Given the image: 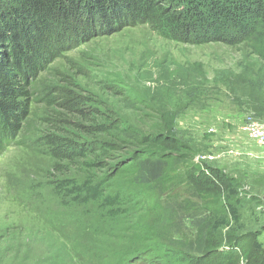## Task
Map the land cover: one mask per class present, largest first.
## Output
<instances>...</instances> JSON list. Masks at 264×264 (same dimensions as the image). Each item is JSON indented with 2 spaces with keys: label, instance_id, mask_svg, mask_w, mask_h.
<instances>
[{
  "label": "rangeland",
  "instance_id": "rangeland-1",
  "mask_svg": "<svg viewBox=\"0 0 264 264\" xmlns=\"http://www.w3.org/2000/svg\"><path fill=\"white\" fill-rule=\"evenodd\" d=\"M46 86L53 87L55 102L32 101L16 144L0 158V264H62L67 251L77 264H121L129 256L130 242L156 243L159 234L169 231L156 217L163 207L161 189L176 186L170 179L176 173L173 165L159 187L134 183L131 167L118 171L104 152L89 154L84 161H59L50 155L42 141L49 133L82 140L80 106L123 110L117 114L139 124L153 114L142 102L150 98L147 94L156 102L171 100L174 128L183 137L179 153L191 154L192 147L188 162L205 174L210 171L203 164L241 181L240 196L256 194L264 204L263 151L241 130L247 116L264 121V57L252 45L187 44L162 38L144 24L126 26L64 53L37 80L39 92ZM62 89L78 93L79 104L62 105ZM94 160L101 161V168L84 164ZM87 176L111 179L107 191L121 192L132 203L141 201L138 212L127 209L113 217L95 202L62 207L56 182H80ZM220 199L227 217L222 237L228 229L256 230L264 246V206L233 209L234 216L225 194ZM72 214L76 222L69 219ZM61 217L66 220L59 223ZM55 249L60 252L53 257L48 251Z\"/></svg>",
  "mask_w": 264,
  "mask_h": 264
},
{
  "label": "trees",
  "instance_id": "trees-1",
  "mask_svg": "<svg viewBox=\"0 0 264 264\" xmlns=\"http://www.w3.org/2000/svg\"><path fill=\"white\" fill-rule=\"evenodd\" d=\"M143 24L162 38L176 42L250 44L264 57V0H0V155L16 144L32 101L55 102L50 93L53 87L46 86L44 92L36 87L49 65L96 37ZM60 91L62 105L79 104L78 93ZM147 95L150 98L142 102L153 114L146 122L133 123L120 116L123 110L114 113L107 106L102 110L80 106L78 111L87 122L78 123L82 140L53 133L42 139L50 155L59 161H84L89 154L104 152L107 159L116 162L118 171L130 166L132 180L137 184L155 183L161 187L173 165L176 173L172 172L170 179L176 186L161 189L163 207L156 217L167 224L169 231L164 236L159 234L156 243L130 242L129 256L121 259V264H264V246L257 241L256 230L228 229L222 244L221 229L227 226V217L220 195L225 194L233 214V209L246 207L253 211L258 205L264 206L263 201L256 194L241 197L237 187L242 182L226 173L203 164L210 171L205 174L200 166L188 162L194 151L188 146L191 154L179 153L183 137L177 136L174 128L171 100L164 104ZM84 136L92 139L84 140ZM84 164L89 168L102 165L97 160ZM109 181L106 176H87L80 182L60 180L54 188L62 207L95 202L113 217L127 209L138 212L136 203L141 205V201L132 203L121 192L107 191ZM77 218L73 214L69 217L72 222ZM65 220L61 217L58 222ZM63 246L66 250L64 243ZM59 252L48 251L54 256ZM67 252L62 264H77Z\"/></svg>",
  "mask_w": 264,
  "mask_h": 264
},
{
  "label": "built area",
  "instance_id": "built-area-1",
  "mask_svg": "<svg viewBox=\"0 0 264 264\" xmlns=\"http://www.w3.org/2000/svg\"><path fill=\"white\" fill-rule=\"evenodd\" d=\"M241 130L263 151L264 157V121H256L252 116H247Z\"/></svg>",
  "mask_w": 264,
  "mask_h": 264
}]
</instances>
